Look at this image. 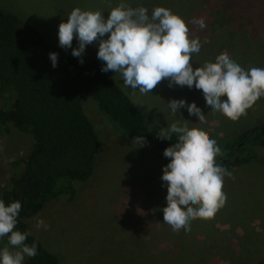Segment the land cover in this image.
I'll return each instance as SVG.
<instances>
[{"label":"rangeland","instance_id":"rangeland-1","mask_svg":"<svg viewBox=\"0 0 264 264\" xmlns=\"http://www.w3.org/2000/svg\"><path fill=\"white\" fill-rule=\"evenodd\" d=\"M116 7L113 0H0L1 12L35 28L50 46L80 62H96L136 111L183 137L197 156L264 124V49L231 55V49L206 44L200 35L187 40L163 31L132 34L131 22L137 20L115 13ZM3 102L0 98V107ZM81 107L98 144L92 173L70 182L73 195L63 191L30 212L27 232L57 255L56 264H127L128 259L132 264L143 226L161 229V223L177 224L181 217L199 221L188 192L200 193L203 185L179 180L152 146L120 134L90 97L82 98ZM1 132L0 190L11 165L32 145L31 136L15 128ZM238 147L230 174H217L213 182L230 178L229 197L220 200L213 189L208 203L222 215L213 227L233 241L242 231L230 234L223 217L251 222L256 232L264 223V165L252 162L254 155L264 160V147L249 152L247 146L242 153ZM205 185L207 198L211 187ZM4 216L0 209V219ZM203 220L201 233L213 228L210 219ZM163 237L172 235H150L153 241ZM10 238H0V264L24 259L21 242Z\"/></svg>","mask_w":264,"mask_h":264},{"label":"trees","instance_id":"trees-1","mask_svg":"<svg viewBox=\"0 0 264 264\" xmlns=\"http://www.w3.org/2000/svg\"><path fill=\"white\" fill-rule=\"evenodd\" d=\"M113 3L118 6L113 9L115 13L137 20L131 22L132 34L163 31L187 40L200 35L206 44L231 49V55L264 49V0H113ZM233 60L234 55L232 63ZM246 60L250 58L238 62L244 65ZM85 96L97 103L120 134L152 146L156 158L172 169L179 180L203 185L200 193L188 192L199 221L181 217L177 224L161 223V229L143 226L141 239L136 240L133 249L136 260L132 264H264V223L259 222L261 231L256 232L251 222L236 223L223 217L230 234L237 228L242 231L233 241L229 234L223 236L213 227L222 215L220 209L208 205L213 189H217L218 199L225 201L229 197L233 182L222 177L232 171L230 164L238 146L241 153L247 146L249 152L264 147V124L197 156L183 137L160 129L136 111L96 62L83 63L64 55L35 28L0 11V98L4 101L0 107L1 134L15 128L32 138L28 152L11 165L6 185L0 190V209L5 211L0 219V238L11 237L18 244L21 242L24 259L19 264L57 263V255L27 232L25 220L54 195L63 191L73 195L70 182L84 181L92 173L98 144L81 107ZM254 161L264 165L257 155L253 156ZM217 167L224 171L216 173ZM217 174L222 179L215 186ZM206 183L211 187L207 198ZM203 219H210L213 228L205 230V226L201 233ZM159 231H167L172 237L157 238L154 242L150 235ZM127 247L129 252L131 245ZM127 262L131 264L130 259Z\"/></svg>","mask_w":264,"mask_h":264}]
</instances>
